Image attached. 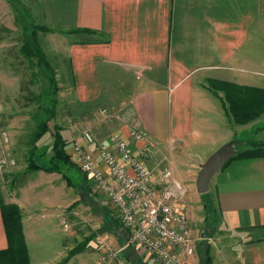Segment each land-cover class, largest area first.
Returning a JSON list of instances; mask_svg holds the SVG:
<instances>
[{"label":"crops","instance_id":"obj_1","mask_svg":"<svg viewBox=\"0 0 264 264\" xmlns=\"http://www.w3.org/2000/svg\"><path fill=\"white\" fill-rule=\"evenodd\" d=\"M12 2L0 0V9L54 19L65 15L69 25L86 29V95H103L114 109L130 111L158 151L179 146L177 167L190 165L189 159L200 166L227 142L235 144L236 127H252L259 138L244 150L264 143V113L236 123L226 109L225 91L209 84L219 80L264 89V0H51L46 5L38 0L33 11L22 0ZM151 164L157 166L155 160ZM197 171L192 168L190 176ZM41 173L42 181L33 186L13 180L3 196L23 209L30 264H101L104 252L83 248L71 254L68 239L74 236L60 230L61 214L79 199L75 189L56 172ZM182 179L191 188L193 177ZM208 192L220 229L236 238L225 245L231 249L224 255L234 258L232 264H264V154L230 160L212 177ZM8 246L0 205V250ZM128 253L135 262L152 263L142 250Z\"/></svg>","mask_w":264,"mask_h":264},{"label":"rangeland","instance_id":"obj_2","mask_svg":"<svg viewBox=\"0 0 264 264\" xmlns=\"http://www.w3.org/2000/svg\"><path fill=\"white\" fill-rule=\"evenodd\" d=\"M12 1L16 6V0ZM22 1L33 11L38 0ZM30 1L32 3L29 4ZM50 1L42 0V4L46 5ZM34 23L44 24L38 32V38L52 69L41 67L37 57L32 58L33 66L30 67L28 57L21 51L23 40H33L31 33L33 34ZM69 24L70 20L65 15L54 19L52 15L46 14L18 15L13 7L11 10L7 7L0 9V158H5L0 159V166L3 165L0 168V176L5 177L2 178L0 198L6 202L3 196L6 192L9 193L13 180H19L24 188L30 184L33 186L34 183L42 181L41 172L53 173L54 171L48 169L56 167V162L59 164L61 161V170L56 173L63 177L67 184L66 177H71L73 184L68 185L75 189L76 197L79 198L60 217V230L74 236L73 240L68 239L69 247L74 245L72 249L86 248L92 252H104V255L100 256L101 264H137L132 260V251L131 254L129 251L126 254L121 251L127 234L116 216V209L101 203V192L97 190L91 175L83 169V153L87 151L92 153V159L101 170L106 175L109 173V168L99 158L98 146L108 145L115 151V145L111 142L112 136L126 140L137 151L136 143L130 137L123 136L121 127L128 129L124 114L129 111L114 109L113 103L106 102L107 97L104 100L103 95H86V33ZM100 66L103 69L106 67ZM51 76L54 80L52 84L49 81ZM211 82L212 80L209 84ZM95 90L98 88L93 91ZM116 97L120 99L121 95ZM49 108L53 110V119L49 122L50 132L34 145V131H37L40 122L49 116ZM236 128V150L246 148L247 143H254V140L259 141L258 136L251 132L252 127ZM55 132L63 138L64 151L69 155L67 162L62 159L56 160L55 163L50 162L54 155ZM86 133L90 134L92 141L86 138ZM77 146L80 147L79 150L76 149ZM164 151H158L154 146L150 152L138 154L150 169L172 168L176 178L186 186L187 191L183 202L180 203V209L187 207L192 223L197 250L194 261L198 264H232L234 258L224 255L231 248L228 246L227 249L225 245L235 243L236 238L231 235L232 232L228 234L220 229V216L211 193L198 192L196 180L200 166L194 167L197 162L189 159L190 165L182 164L180 167V163L177 167L179 146L172 150L174 152ZM153 160L157 166H152ZM32 163L39 167L31 168ZM192 168L198 171L196 175L190 176ZM188 176L193 177L191 188L190 182L181 180V177ZM208 200L211 201L207 202ZM63 220L68 221L69 228L64 227ZM26 246L30 264L27 243ZM222 248L225 252L219 250ZM142 253L145 251L142 250Z\"/></svg>","mask_w":264,"mask_h":264},{"label":"built area","instance_id":"obj_3","mask_svg":"<svg viewBox=\"0 0 264 264\" xmlns=\"http://www.w3.org/2000/svg\"><path fill=\"white\" fill-rule=\"evenodd\" d=\"M124 115L129 137L138 152L115 136L111 137L115 151L108 145L98 146L99 158L109 168L107 175L92 159L91 152L83 153V169L101 192V203L116 209L126 231L121 251L129 246L144 250L154 264H198L194 261L197 250L192 223L186 207L180 209L187 188L172 168L146 166L139 154L150 152L154 144L130 111ZM86 138L92 141L90 134L86 133ZM63 224L69 228L68 221L63 220Z\"/></svg>","mask_w":264,"mask_h":264},{"label":"trees","instance_id":"obj_4","mask_svg":"<svg viewBox=\"0 0 264 264\" xmlns=\"http://www.w3.org/2000/svg\"><path fill=\"white\" fill-rule=\"evenodd\" d=\"M43 25H34L33 27V40H23L21 51L22 53L28 57L29 66L31 65L32 58L37 57L40 61L38 64L43 66H47L49 69H52L51 62L48 60L45 51L39 43L38 32L42 30ZM81 32L86 33V29H79ZM35 75V73L33 74ZM49 81L52 84L53 77H49ZM211 86L214 89H223L225 91V103L226 109L232 115L234 121L239 124L248 123L258 117H260L264 113V89L255 88L251 86H240L231 82H222L219 80H212ZM46 111V110H45ZM52 108L47 110L49 116L40 122L38 126V130L34 131L35 136L33 139L34 145L37 143L45 134L50 132V120L53 119L51 117L53 115ZM47 115V113H46ZM55 141H54V155L51 158V161H55L58 159H62L63 161H68L69 155H67L64 151L63 145L64 141L58 132H55ZM255 148L249 150H237L234 157H245L252 155L264 154V143L255 142ZM33 157V156H32ZM229 160V161H230ZM228 161V162H229ZM59 164H56L53 168L48 169V171L59 172L61 170ZM227 162V163H228ZM226 163V164H227ZM31 168H36L39 166H35V163L30 165ZM68 184H73L71 181V177L67 176ZM75 186V184H74ZM211 200H208L209 202ZM0 205L2 208L3 218L6 226V231L8 233L9 246L7 249L0 250V264H29L28 258V249L25 243L24 235H23V225H22V211L20 207L15 203H6L0 198ZM127 237L125 238L126 241ZM133 246H129L124 249V252H128L133 249ZM83 248H75L71 251V254H74L80 251ZM137 264L140 262H136Z\"/></svg>","mask_w":264,"mask_h":264},{"label":"water","instance_id":"obj_5","mask_svg":"<svg viewBox=\"0 0 264 264\" xmlns=\"http://www.w3.org/2000/svg\"><path fill=\"white\" fill-rule=\"evenodd\" d=\"M236 149L233 142H227L213 152L205 162L200 165L196 186L199 193H205L209 189L212 177L234 157Z\"/></svg>","mask_w":264,"mask_h":264}]
</instances>
